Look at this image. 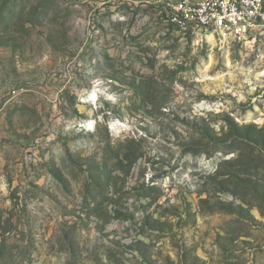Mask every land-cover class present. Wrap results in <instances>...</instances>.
<instances>
[{"label":"rangeland","instance_id":"374dc122","mask_svg":"<svg viewBox=\"0 0 264 264\" xmlns=\"http://www.w3.org/2000/svg\"><path fill=\"white\" fill-rule=\"evenodd\" d=\"M166 1L0 0V264H264V27Z\"/></svg>","mask_w":264,"mask_h":264},{"label":"built area","instance_id":"2783aa9c","mask_svg":"<svg viewBox=\"0 0 264 264\" xmlns=\"http://www.w3.org/2000/svg\"><path fill=\"white\" fill-rule=\"evenodd\" d=\"M163 9L181 34L241 39L264 27V0H167Z\"/></svg>","mask_w":264,"mask_h":264}]
</instances>
